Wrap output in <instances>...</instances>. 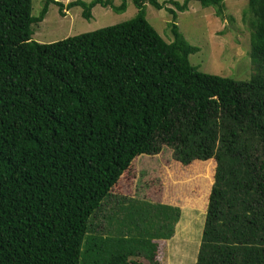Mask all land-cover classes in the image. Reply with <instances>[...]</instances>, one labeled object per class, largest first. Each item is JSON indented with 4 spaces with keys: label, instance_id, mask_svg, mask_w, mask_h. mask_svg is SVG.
<instances>
[{
    "label": "trees",
    "instance_id": "1",
    "mask_svg": "<svg viewBox=\"0 0 264 264\" xmlns=\"http://www.w3.org/2000/svg\"><path fill=\"white\" fill-rule=\"evenodd\" d=\"M51 1L89 20L97 5L119 12L128 0H47L38 18L32 0H0V264H98L106 254L105 264H157L155 240L167 242L171 225L146 238L89 231L134 161L164 146L185 167L216 163L196 264H264V0H249L255 72L242 81L192 65L199 48L175 22L166 42L146 19L159 0H132L129 21L36 42ZM191 1L168 3L185 11ZM197 1L222 15L224 0ZM186 210L197 223L200 210Z\"/></svg>",
    "mask_w": 264,
    "mask_h": 264
},
{
    "label": "rangeland",
    "instance_id": "2",
    "mask_svg": "<svg viewBox=\"0 0 264 264\" xmlns=\"http://www.w3.org/2000/svg\"><path fill=\"white\" fill-rule=\"evenodd\" d=\"M55 1L67 6L76 0ZM81 1L89 3L92 0ZM113 1L116 5L122 3V0ZM168 1L159 0L163 9L149 3L145 5L146 19L166 42L174 41L171 24L175 22L183 37L199 48L189 60L201 72L240 81L251 78L255 66L251 59L249 0H224L222 15L218 14L216 6H203L197 0H192L185 11H179ZM175 1L184 3L185 0ZM46 3L47 0H32L34 18L41 16ZM169 9H174L175 18ZM246 11L250 17L243 15ZM91 13L89 20L83 17L82 7L65 8L62 14L60 7L51 1L43 20L33 24L32 40L46 44L61 41L129 21L138 10L134 2L128 0L123 11L114 12L97 5ZM173 154L171 148L164 146L158 154L138 157L125 175L126 180L117 185L93 217L89 235H108L114 239L146 238L156 232L170 233L171 225L174 232L167 242L155 240L158 244L157 264H196L216 163L213 160L195 161L185 167L174 159ZM203 179L206 189L201 187ZM186 209L200 210L197 223L195 214L192 219L186 215ZM166 211L179 212L178 221H163ZM107 255L98 264H105ZM140 258L144 264H150Z\"/></svg>",
    "mask_w": 264,
    "mask_h": 264
}]
</instances>
